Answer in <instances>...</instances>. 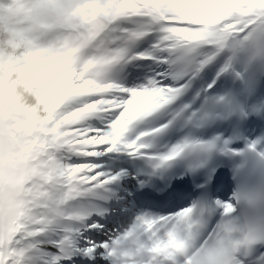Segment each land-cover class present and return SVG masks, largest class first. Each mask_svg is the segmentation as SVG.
I'll list each match as a JSON object with an SVG mask.
<instances>
[{
  "label": "snow or ice",
  "instance_id": "obj_1",
  "mask_svg": "<svg viewBox=\"0 0 264 264\" xmlns=\"http://www.w3.org/2000/svg\"><path fill=\"white\" fill-rule=\"evenodd\" d=\"M18 11L0 264H264V0Z\"/></svg>",
  "mask_w": 264,
  "mask_h": 264
},
{
  "label": "clouds",
  "instance_id": "obj_2",
  "mask_svg": "<svg viewBox=\"0 0 264 264\" xmlns=\"http://www.w3.org/2000/svg\"><path fill=\"white\" fill-rule=\"evenodd\" d=\"M30 0H0V18L9 20L16 19L21 13L18 11L21 7H28ZM11 7V11L8 10Z\"/></svg>",
  "mask_w": 264,
  "mask_h": 264
}]
</instances>
